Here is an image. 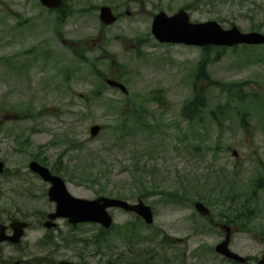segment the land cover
I'll return each mask as SVG.
<instances>
[{
	"label": "rangeland",
	"instance_id": "1",
	"mask_svg": "<svg viewBox=\"0 0 264 264\" xmlns=\"http://www.w3.org/2000/svg\"><path fill=\"white\" fill-rule=\"evenodd\" d=\"M65 1L70 14L63 25L54 27L55 13L39 0H0V159L5 162L0 221L31 224L20 244H0V264H59L80 258L100 264L94 245L72 241L99 233L103 227L99 223L74 226L60 218L56 228L43 226L42 219L55 204L48 198L49 186L29 163L42 160L51 168L61 159L63 177L74 196L93 199L116 197L109 195L111 190L133 191L128 201L142 197L154 210L153 227L143 232L161 228L174 239L164 247L169 254L187 249L193 262L197 261L193 253H198L201 264H220L215 245L225 231L217 220L226 203L212 206L200 200L199 183L206 182L209 173L207 181L213 183L221 167L232 175L239 172L237 189L258 200L261 214L252 211V224L259 233L264 231V180L255 193L251 190L252 179L264 173V106L249 109L248 128L241 127L233 109L222 129L207 111L202 122L189 124L182 107L194 91L204 51L192 45L159 44L152 22L161 10L172 15L184 8L193 22L216 20L224 28L236 25L244 32L264 33V0ZM103 5L112 6L118 20L103 23L99 19ZM263 45H256L260 46L253 51L256 55L245 44L220 46L221 54L207 66L210 78L198 84L209 92L212 108L227 101L230 108L238 105L215 82L242 84L243 99L252 98L251 89L264 97ZM97 75L105 84L109 79L122 82L127 92L102 86ZM93 125L101 126L95 136L90 133ZM140 191H148L147 197ZM161 191H179L189 198L177 203ZM216 192L228 196L230 189L224 186ZM197 200L212 210L213 220L195 210ZM109 211L122 227L135 216L120 208ZM230 225L232 250L242 255L262 252L264 234ZM106 237L121 239L115 231ZM161 249L156 247L155 253Z\"/></svg>",
	"mask_w": 264,
	"mask_h": 264
},
{
	"label": "trees",
	"instance_id": "2",
	"mask_svg": "<svg viewBox=\"0 0 264 264\" xmlns=\"http://www.w3.org/2000/svg\"><path fill=\"white\" fill-rule=\"evenodd\" d=\"M109 2H114V0H109ZM46 9L52 13H55V16L53 17L54 27L63 25L66 22V16L70 14V12L67 10V3H65L63 7L59 9ZM26 20L27 19H25V22L22 23H26ZM22 23H18V25H21ZM257 29L260 30L261 28L258 27ZM56 32L58 35H62L60 27H57ZM246 46L247 45L244 47ZM259 47L260 46L256 45L247 46V48L251 49L250 53L253 55H256L253 53V51L257 50ZM202 49L204 51V55L198 62V69L195 73V79L193 82L194 91L191 93L190 98L185 100L182 107L184 118L189 124H193L196 121L202 122L204 120V113L207 111L209 114H211V121L213 120L218 128L222 129L223 125H225L224 119L226 114L229 112V110L233 109L236 117L240 120L241 127L248 128L250 125L249 117H247L249 114V109L253 107V109L260 110L259 107L264 106V97L259 98V92L257 93L251 89L250 93L252 94V98L243 99L242 88H240L242 84L232 82H215L217 87L222 88L221 90H225L230 95H233L236 98L238 105L230 108L231 102L227 101L225 104L218 103L216 108H212L211 100L208 96L209 92L201 91L198 84L199 81L210 78L207 72V66L219 55V53L221 54V51L220 47L217 46H205ZM74 50V52L78 54L79 59H83V56L78 51V49L74 48ZM233 50L236 49L233 47ZM100 75H97V77L101 80L102 86H106V84L102 81L103 78ZM20 114L22 113L20 112ZM40 161L42 164H46L42 160ZM61 161L62 159L57 162V164L51 166V169L53 172L65 176L63 174L65 172ZM209 174L206 175V182L199 183V188H202L199 193V199L211 204L212 206H215L218 202L226 203V207L219 213L220 219L217 220L218 223L235 224L242 229H246L247 231L254 233V235L262 236V234H264L262 228L261 232L259 233L257 228L252 224V222L255 220V217L252 215V211L256 210L255 216H259L261 214V212H259V208H257V202H254L256 201V198L253 194H250L247 191L236 189L237 181L235 176H238L239 172L237 173L235 171L234 175H232L228 170H225L224 167H221L219 169V174H216L214 177L215 180L213 183H209L207 181ZM263 180V172H259L258 175L252 179L251 189L253 190V193L256 192L258 186L262 184ZM224 186L228 187L232 193L229 192L228 196L218 195L216 192L217 189H223ZM103 192L106 193V189H104ZM139 193L143 197H147L148 195V191H140ZM160 193L165 194L167 199L177 203L186 202L184 200L189 198L186 196V194H181L179 191H161ZM109 195H115L119 198L128 199L134 196L135 193L131 191L129 194H127L123 192V190H117V192L114 193L111 190ZM243 196L245 197L242 199L241 197ZM240 198L241 200L238 202ZM204 218L209 220L208 217ZM151 227H153V225H147L142 218L135 215L134 219L127 222L123 227L114 223L110 229L101 227L99 233L89 236L88 239L74 238L72 241L73 243L85 242L86 244L94 245L96 248L95 250L101 254V259L99 260L100 264H159V261L157 260L158 254L155 253V248L169 246L173 243L174 239H172L171 236L165 233L161 228L151 230L150 233L143 232V229H148ZM111 231H115L121 239L113 241L107 238L106 233L108 234ZM157 237L160 238L157 240ZM155 240L158 242H155ZM120 244L123 245L122 248H120ZM2 263L6 264L5 261H2ZM22 264H28V261H23Z\"/></svg>",
	"mask_w": 264,
	"mask_h": 264
},
{
	"label": "water",
	"instance_id": "3",
	"mask_svg": "<svg viewBox=\"0 0 264 264\" xmlns=\"http://www.w3.org/2000/svg\"><path fill=\"white\" fill-rule=\"evenodd\" d=\"M41 3L49 8H58L63 5V0H40ZM100 20L106 25L117 20L110 5H103L99 14ZM152 34L161 43H179L193 46H224L231 47L239 44L259 45L264 44V33L259 31L244 32L236 25L224 28L216 20L193 22L190 14L184 8L179 9L172 15H168L161 10L153 17ZM111 86L119 87L127 91L124 84L116 80H107ZM101 130L100 125H93L90 128L92 136ZM233 153L238 156L237 150ZM4 162L0 160V174L4 171ZM30 169L38 173L44 180L49 181L51 186L48 190L49 199L56 204L54 212L48 214L49 220L45 226L52 228L56 226L54 222L57 218H68L70 223L95 222L105 228H110L113 224V216L109 208L117 207L127 212L136 213L145 223L152 224L154 212L150 205L146 204L142 198L137 202H130L126 199L101 195L93 199L76 197L70 193L63 177L53 174L49 167L32 160L29 164ZM195 209L203 216H210L211 210L202 201L195 202ZM27 221L15 220L11 223L12 233H7V226L0 222V244L8 241L19 244L28 227ZM226 231L225 238L216 244L215 249L222 255L245 261L246 259L230 249L231 229L223 226ZM19 263V261H17ZM59 264H90L87 262H73L62 260Z\"/></svg>",
	"mask_w": 264,
	"mask_h": 264
},
{
	"label": "flooded vegetation",
	"instance_id": "4",
	"mask_svg": "<svg viewBox=\"0 0 264 264\" xmlns=\"http://www.w3.org/2000/svg\"><path fill=\"white\" fill-rule=\"evenodd\" d=\"M51 172L53 174H57L56 172H53L52 170H51ZM35 174L38 175L45 182V184H47L50 187L51 184L49 181L44 180L39 174H37V173H35ZM49 213L50 212H48L45 215V217L42 219L43 226L46 229H52V228H48L45 226V222L49 220V217H48ZM16 220H18V219H16ZM13 221H15V219L12 220L10 223H4V222L0 221L8 227L7 228L8 234L12 233V231H13L12 227H11V223ZM21 221H23V220H21ZM30 225H28V227L26 229H28L30 227ZM57 226H58V223L56 222V226H54L53 228H56ZM24 234H25V232H24ZM6 242H8V241H6ZM165 250H168V253H164ZM179 250H182V252H180ZM158 253L159 254L157 256V260L159 261V264H201L199 262H201V260H202L200 258V254L193 253L192 257H194V259H196L197 261L196 262L191 261V258L189 256H187L189 254L187 249H173V251L169 254V249L162 248L161 251ZM240 255H242V254H240ZM242 256H244L246 258V260L243 262H238L234 259H231V258L226 257L224 255H221L219 253H218L217 259L220 260V264H264V247H263L262 252L259 255L248 254V255H242ZM82 259L83 258H80V260H82ZM15 264H19V263L15 262ZM28 264H30L29 261H28Z\"/></svg>",
	"mask_w": 264,
	"mask_h": 264
}]
</instances>
